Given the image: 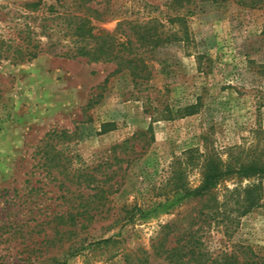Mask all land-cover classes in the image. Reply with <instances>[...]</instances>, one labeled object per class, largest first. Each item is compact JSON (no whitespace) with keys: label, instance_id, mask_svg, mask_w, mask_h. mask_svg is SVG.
Returning <instances> with one entry per match:
<instances>
[{"label":"rangeland","instance_id":"rangeland-1","mask_svg":"<svg viewBox=\"0 0 264 264\" xmlns=\"http://www.w3.org/2000/svg\"><path fill=\"white\" fill-rule=\"evenodd\" d=\"M35 1L0 0V40L18 42L25 23L40 24L25 19L24 4ZM181 1L96 0L106 21L94 26L109 32L122 19L151 17L180 30V22L170 25L168 18H185V37L149 54L137 85L127 70L113 74L114 64L84 58L45 52L23 64L0 61V264H169L158 255V242L168 233L166 247H175L190 232L211 260L239 245L264 256V181L260 207L239 217L232 233L223 207L206 223L200 200L147 223L122 219L125 209L155 200L154 188L188 151L211 149L225 160L230 149L264 150V6ZM90 100L96 103L87 107ZM51 131L72 136L55 138L54 150L44 155ZM83 173L116 191L90 211L94 220L78 238L59 241L46 223L92 200L95 192L80 184L84 178H72ZM187 180L199 186V169L189 170ZM248 183L218 185V202L227 189ZM81 238L85 245L115 243L76 251Z\"/></svg>","mask_w":264,"mask_h":264},{"label":"trees","instance_id":"trees-1","mask_svg":"<svg viewBox=\"0 0 264 264\" xmlns=\"http://www.w3.org/2000/svg\"><path fill=\"white\" fill-rule=\"evenodd\" d=\"M182 2L181 0H174ZM213 4L233 1L245 8L255 9L264 6V0H208ZM96 0H54L53 4H42L41 0L24 4L27 13L25 19L39 20L38 26H30L25 23L20 28L18 42L13 40H0V61L11 64H23L31 62L42 53H50L53 56L65 59L84 58L88 62L112 63L115 65L114 73L127 70L137 85L145 79L148 70V55L155 50L163 48L175 42L182 41L184 32V16H176L173 20L168 18V23L180 22V30L169 29L159 17H151L148 20L122 19L116 24L112 32L98 29L94 22L106 21V10L97 7ZM188 13V12H187ZM36 14V16H33ZM167 23V21H166ZM264 33V29H263ZM182 35V36H180ZM107 78L104 80V84ZM96 102L89 101L87 107ZM183 111H188L189 108ZM72 134L67 131H51L45 134L42 151L44 155L54 150L53 140L63 138L69 140ZM129 140L114 148H122ZM199 169L201 181L199 186L193 188L187 180V173L191 169ZM80 184L93 190L95 193L78 206H72L67 214L52 217L46 224L51 225L55 236L62 240V236L68 239L78 238V232L86 230L94 220L91 210L104 207L105 194L108 196L116 190L112 186L99 184L91 174L76 176ZM247 180L245 187L227 189L223 195L224 202L219 203L216 189L218 185L227 181L239 183ZM264 181V150L248 151L241 153L230 149L225 160L213 150L206 149L204 153L188 151L182 157L175 158L170 165V172L164 184L157 190L155 200L145 206L134 205L125 209L123 220L125 224H134L136 221L147 223L157 220L160 216L169 214L175 208L189 200H200L203 205L201 215L206 223L217 217L220 207L224 208L223 219L227 223V229L232 233L236 228L239 217L257 209L261 205L263 197L262 182ZM104 195V196H103ZM106 195V196H107ZM97 200L95 204L94 200ZM104 199L103 203L100 202ZM95 204L94 208H91ZM206 210L205 212H203ZM73 211H76L73 213ZM80 211V212H79ZM205 224V222H204ZM169 226L163 227V230ZM64 229V230H63ZM166 233L158 242V255L164 256L169 264H264V256H260L246 245L237 248L222 256L210 259L204 253L201 244L196 242L195 234L188 233L182 244L180 239L175 247H166ZM115 243L112 238L88 242L81 238L75 247L76 251H82L89 247ZM50 264H57L51 262Z\"/></svg>","mask_w":264,"mask_h":264}]
</instances>
